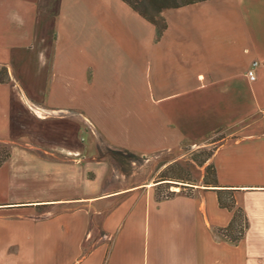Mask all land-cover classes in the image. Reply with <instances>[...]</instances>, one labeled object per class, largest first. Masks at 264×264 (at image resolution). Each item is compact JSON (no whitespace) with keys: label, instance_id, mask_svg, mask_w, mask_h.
<instances>
[{"label":"crops","instance_id":"1","mask_svg":"<svg viewBox=\"0 0 264 264\" xmlns=\"http://www.w3.org/2000/svg\"><path fill=\"white\" fill-rule=\"evenodd\" d=\"M80 7L18 66L0 60V264H264V0L166 9L158 39L123 0ZM217 130H233L211 157L217 180L189 193L125 183L101 154L129 163ZM237 208L233 243L220 230Z\"/></svg>","mask_w":264,"mask_h":264},{"label":"rangeland","instance_id":"2","mask_svg":"<svg viewBox=\"0 0 264 264\" xmlns=\"http://www.w3.org/2000/svg\"><path fill=\"white\" fill-rule=\"evenodd\" d=\"M67 2L66 7L64 0H0V60L13 61L18 66L23 58L21 55L29 50L32 43L37 40V34L39 32L40 36L42 33L50 34L51 23L48 21L55 19L58 23L62 15L67 10L69 12V8L77 12L81 8L80 0H68ZM52 14L55 16L52 17ZM21 44L25 45V49L16 47ZM10 73V69L3 67L1 78L6 80ZM83 124L86 123L83 121ZM231 131L233 130H222L202 144H195L185 139L178 148L170 152L150 156H133L127 153L124 158L126 160L128 158L129 163L126 161L123 163L120 156L105 146H102L101 154L110 156V174L121 176L125 183L158 182L165 176L177 180H169L171 184L161 185L160 197L171 196L173 190H184L189 193L190 189L180 188L183 184L182 180L188 181L185 183L187 186L189 184L207 186L208 183H214V173L209 167L212 153L223 141V137ZM90 134L94 137L93 130ZM3 148L1 153L5 155L8 149Z\"/></svg>","mask_w":264,"mask_h":264},{"label":"trees","instance_id":"3","mask_svg":"<svg viewBox=\"0 0 264 264\" xmlns=\"http://www.w3.org/2000/svg\"><path fill=\"white\" fill-rule=\"evenodd\" d=\"M123 1L126 2L128 5H130L141 16H143L145 19H147L156 26L157 39H158L162 36L163 32L167 28V22L163 16L164 10L169 8L181 7L184 5H188L191 3L204 1V0H123ZM1 73H2V69L0 71V82H4L5 80L1 78ZM220 131L222 130H217L216 132H214V134H212L209 137H212L213 135H215ZM134 155L135 154H133V156ZM209 167H211L213 170L214 183H215L217 180V175L214 164L211 163ZM162 180L165 181L166 184H171L172 182L169 180H177V179H171L163 176V178H161V181ZM182 181H183V185H182L183 187H190L187 186V184H185L188 181H184V180ZM211 184L208 183L206 185L209 186ZM173 193L174 192H172V194ZM219 200L222 206L228 207L229 209H233L235 207V199L232 191L229 190L219 191ZM245 227H246V223H245V217L243 211L240 208H237L234 212L233 219L230 225L226 228L221 229L220 233L224 235L229 241L233 243H237L243 238Z\"/></svg>","mask_w":264,"mask_h":264},{"label":"built area","instance_id":"4","mask_svg":"<svg viewBox=\"0 0 264 264\" xmlns=\"http://www.w3.org/2000/svg\"><path fill=\"white\" fill-rule=\"evenodd\" d=\"M259 65V61L255 60L252 62L251 66L249 67L247 74L251 80L256 79L255 69Z\"/></svg>","mask_w":264,"mask_h":264},{"label":"bare ground","instance_id":"5","mask_svg":"<svg viewBox=\"0 0 264 264\" xmlns=\"http://www.w3.org/2000/svg\"><path fill=\"white\" fill-rule=\"evenodd\" d=\"M37 111H38L39 113H42L41 110H39V109H37Z\"/></svg>","mask_w":264,"mask_h":264}]
</instances>
